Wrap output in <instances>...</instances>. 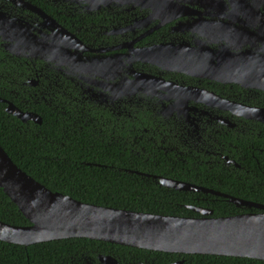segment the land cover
I'll use <instances>...</instances> for the list:
<instances>
[{
  "label": "flooded vegetation",
  "instance_id": "1",
  "mask_svg": "<svg viewBox=\"0 0 264 264\" xmlns=\"http://www.w3.org/2000/svg\"><path fill=\"white\" fill-rule=\"evenodd\" d=\"M263 1L0 0L1 103L5 112L12 103L36 114L40 123L18 119L35 136L61 146L76 141L83 161L113 156L114 147L153 170L129 174L160 188L162 177L207 190L182 191L194 201L183 206L212 211H193L196 218L227 214L213 207L233 204L229 197L264 205ZM203 44L257 68V80L223 83L143 55ZM101 255L110 254H82L78 263L101 264ZM112 256L119 264H187Z\"/></svg>",
  "mask_w": 264,
  "mask_h": 264
},
{
  "label": "water",
  "instance_id": "2",
  "mask_svg": "<svg viewBox=\"0 0 264 264\" xmlns=\"http://www.w3.org/2000/svg\"><path fill=\"white\" fill-rule=\"evenodd\" d=\"M264 2V1H263ZM150 62L166 70L242 83L257 80V68L250 69L223 48L211 50L199 45L189 49L152 48L143 52ZM150 60V59H149ZM259 81V80H258ZM161 82V81H160ZM5 100L0 97V103ZM6 112L21 121L41 119L24 113L12 103ZM160 184L176 191H203L194 185L159 177ZM0 188L30 222L13 226L0 221V241L28 247L37 243L70 238H88L155 252L182 255H215L264 261V205L229 196L239 208L257 209L221 217H180L115 209L85 203L59 191H52L20 169L0 145ZM195 212L212 211L187 207ZM101 264H119L112 255H101ZM171 264H184L183 260Z\"/></svg>",
  "mask_w": 264,
  "mask_h": 264
},
{
  "label": "trees",
  "instance_id": "3",
  "mask_svg": "<svg viewBox=\"0 0 264 264\" xmlns=\"http://www.w3.org/2000/svg\"><path fill=\"white\" fill-rule=\"evenodd\" d=\"M4 107L0 103V145L20 169L48 189L62 192L81 202L104 207L156 215L196 216L193 210L183 206L194 203L190 192L160 188L150 178L129 174L125 169L143 172L153 170L138 165L128 156L119 155L114 147L113 156H105L100 152L97 153L98 158L83 161L84 158L78 157L79 145L76 141L68 142L64 146L51 144L45 137L46 134L35 136L31 132V126L26 128L23 124L20 127L18 118L5 112ZM45 126L46 123L39 129L45 130ZM32 130L36 132L35 129ZM89 161H93V164H89ZM165 175L173 177L170 174ZM217 177L219 176L215 175L214 181L210 177L212 186L217 184ZM220 177L223 179L222 175ZM227 180L231 185L232 179L227 177ZM233 182L236 185L237 181ZM223 183L224 180L221 184ZM230 191L236 193L237 190L231 188ZM260 200L264 202V193ZM213 209L227 213L216 215L217 217L236 215L242 211L228 203ZM0 221L13 226L30 225L1 188ZM94 251L132 258L147 256L150 260L151 257H156V262L160 259L163 262V259L170 257H184L187 264H264V261L241 257L155 252L88 238L53 240L28 247L0 241V264H82L78 263L81 255L96 256Z\"/></svg>",
  "mask_w": 264,
  "mask_h": 264
}]
</instances>
